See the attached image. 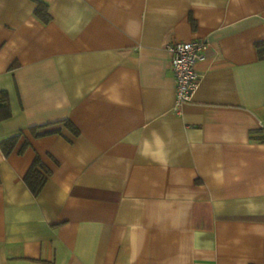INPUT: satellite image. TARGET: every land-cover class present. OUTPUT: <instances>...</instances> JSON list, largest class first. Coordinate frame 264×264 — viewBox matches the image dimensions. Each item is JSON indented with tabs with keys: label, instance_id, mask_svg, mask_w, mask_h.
Here are the masks:
<instances>
[{
	"label": "crops",
	"instance_id": "1",
	"mask_svg": "<svg viewBox=\"0 0 264 264\" xmlns=\"http://www.w3.org/2000/svg\"><path fill=\"white\" fill-rule=\"evenodd\" d=\"M197 41L175 113L166 46ZM257 44L264 0H0V140L23 131L0 150V264H264Z\"/></svg>",
	"mask_w": 264,
	"mask_h": 264
},
{
	"label": "trees",
	"instance_id": "2",
	"mask_svg": "<svg viewBox=\"0 0 264 264\" xmlns=\"http://www.w3.org/2000/svg\"><path fill=\"white\" fill-rule=\"evenodd\" d=\"M36 7L34 9V14L44 23H48L51 19L50 14L48 12V6L40 1H36ZM259 47V55L262 56L264 50L260 49V44H257ZM11 116V108L9 105L8 94L6 91H0V120L9 118ZM63 123L69 127H72L69 121H63ZM50 125H42V126H33L29 128V132L33 137H40L44 135H48L51 133L58 132V129L44 130L39 131L40 129L46 128ZM23 131H19L13 135H10L6 138L0 140V150L5 157L9 156L10 153L15 148L18 140L22 136ZM28 141L26 140L21 148V150L28 146ZM50 174V171L45 167L42 163L40 157L35 156L33 162L29 166L23 180L26 186L29 188L31 193L36 196L44 186L47 178Z\"/></svg>",
	"mask_w": 264,
	"mask_h": 264
},
{
	"label": "built area",
	"instance_id": "3",
	"mask_svg": "<svg viewBox=\"0 0 264 264\" xmlns=\"http://www.w3.org/2000/svg\"><path fill=\"white\" fill-rule=\"evenodd\" d=\"M170 56V67L175 79V104L173 111L180 113L183 104L191 100L201 76L195 65L206 56L207 43L176 42L166 46Z\"/></svg>",
	"mask_w": 264,
	"mask_h": 264
}]
</instances>
